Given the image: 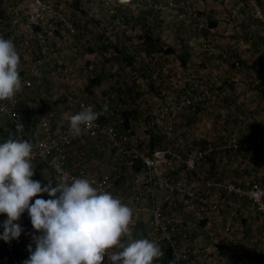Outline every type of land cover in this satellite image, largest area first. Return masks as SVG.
Here are the masks:
<instances>
[{"label": "rangeland", "instance_id": "rangeland-1", "mask_svg": "<svg viewBox=\"0 0 264 264\" xmlns=\"http://www.w3.org/2000/svg\"><path fill=\"white\" fill-rule=\"evenodd\" d=\"M131 4L109 18L93 1L50 2L54 11L34 29L39 35L30 33L33 40L27 43L13 39L18 54L20 49L24 54L22 84L27 82L25 73L33 72L48 89L28 81L30 86L22 87L32 91L22 97L70 110L71 115L75 111L67 103L72 99L93 104L97 112L107 105L100 122L124 132L143 153L150 154L148 147L154 141L152 154L158 163L154 197L160 201L169 197L200 206L197 199L208 200L206 181L221 185L253 181L264 187L260 168L264 167V0H133ZM16 7L11 17L23 21L27 3ZM9 17L6 9L0 13L1 22ZM44 45L47 50H42ZM183 53L188 55L184 65L179 60ZM95 78L99 82L90 85ZM16 96L21 116L20 92ZM49 112L43 113L44 124L60 129ZM28 129L25 136L35 141L39 131ZM10 137L9 124L0 117V143ZM100 148L101 153L114 155L105 143ZM199 153H204L200 159ZM191 162L194 170L188 166ZM138 166L139 162L121 175L101 171L97 176L109 175V192L127 204L134 185L138 197L149 196ZM163 180L172 183V191L159 186ZM241 209L229 210L235 212L234 219H241ZM6 219L0 215V235ZM19 223L24 232L11 241L12 251L0 240L3 264H24L29 258L34 230L27 212Z\"/></svg>", "mask_w": 264, "mask_h": 264}, {"label": "clouds", "instance_id": "clouds-1", "mask_svg": "<svg viewBox=\"0 0 264 264\" xmlns=\"http://www.w3.org/2000/svg\"><path fill=\"white\" fill-rule=\"evenodd\" d=\"M22 86L20 56L13 41L0 36V102L12 101ZM107 110V105L102 112L82 107L70 117L69 135L78 138L93 129ZM23 130L16 123V132ZM32 158L33 145L19 135L0 143V215L7 217L0 240L20 238L19 221L27 212L34 234L24 264H104L105 257L110 264H153L164 256L158 241L132 238L134 210L119 197L86 178L69 182L64 174L55 187L51 181L42 185L32 179Z\"/></svg>", "mask_w": 264, "mask_h": 264}, {"label": "crops", "instance_id": "crops-1", "mask_svg": "<svg viewBox=\"0 0 264 264\" xmlns=\"http://www.w3.org/2000/svg\"><path fill=\"white\" fill-rule=\"evenodd\" d=\"M5 1L7 0H0V5H2L0 6V13L4 12V9H6L8 10L10 17L7 21L1 22L0 19V36L5 39H11L12 41L14 38H16V42L21 40V43H27L28 40H33L34 36H38L39 33L34 32V29L38 30L39 26H32L31 29H28L30 31L26 32V17H23V21H18L17 19L14 20V18L11 17V14H13V6L16 5V8H21L22 6H26V2L24 0H8L13 4V6H9V3H5ZM21 11L19 10L18 12ZM14 13H17L16 9ZM2 30L6 35H2ZM30 33H33V37H29ZM42 36H44L43 33ZM19 51L21 76L23 75L24 67L22 66L24 65L25 59L23 56V50L20 49ZM27 70H30L29 65ZM37 75H35L33 72L32 74L27 72L25 73V76H28L27 81H29L31 85L36 87L39 85L38 89H42L45 92L48 91L46 87L47 85L43 83V78L39 80V78L36 77ZM29 91L32 90L26 89V87H22V90L20 91V97L22 101L20 113L25 129L29 128L28 131L30 132L39 131V137H41L44 133L45 116L43 113L50 111L48 115L52 116L55 123L54 126L56 125L57 128H60L54 130L53 126H51L53 131L64 133L66 127H68L70 124V121L66 120L73 116V114H70V110H56L53 109V106L45 104L42 105L43 103H39L37 105V103H35L33 100V97L29 95L22 97V95H25V93L29 94ZM43 109L45 112H43ZM24 114L27 115V118H29L30 121L27 119L25 120L23 117ZM36 122L38 125L34 129ZM30 141H33V137H30ZM102 143L103 142L100 141H93L87 146L75 147L68 163V171L72 174L82 171L88 175L98 177L97 174L99 175L101 171H107L110 174H113V171H115L116 174L119 173V175H121V173L126 171L127 168L131 169V165L128 160H126L127 162L124 160L126 158H121L116 153L112 155L110 151H108L109 153H105L106 151L101 153L100 146ZM210 150L212 152V149ZM214 150L215 148L213 151ZM260 168L264 169L263 166ZM34 169L35 174L32 179L40 181L42 185H47L48 182L51 181L52 186H56L55 183L58 181L41 166H34ZM138 173L142 175L141 170H139ZM116 183L118 184V181H116ZM128 185H130L129 188L132 186V184L129 183ZM137 190H139V188L134 185L131 195L129 196V200L127 201V205L134 210L133 222L130 225L132 229V238L146 239V234L148 232V207L150 198L146 195L145 198L138 197L137 194L139 192L137 193ZM228 197L230 198H226V202L224 200L221 206V216L217 219H213L211 216H209V218L205 217L204 214L200 212L197 203H195L197 204L196 206L192 203L187 204L188 201L186 200H182V203L180 201L176 203L175 198L169 197H165L163 200H161L165 207L166 213L173 219L175 223V239L179 243L180 247L186 249V251L189 253L188 264H264L263 220L253 214L246 199L237 197L234 198L232 196ZM49 198L50 197L47 194L43 195V199L48 200ZM234 199L238 201L236 202ZM239 199H242V201H239ZM238 204L242 206H239ZM239 207H243V209L240 211L242 214L241 219L238 220L237 218V220H229L228 216L226 215L228 214V211L234 209L238 210ZM226 225L232 226L236 243H239V246L235 245L233 252H227V240L222 236L223 228ZM235 253H237L236 257ZM0 264H3V262L0 261ZM104 264H110V261L106 260L105 258Z\"/></svg>", "mask_w": 264, "mask_h": 264}, {"label": "built area", "instance_id": "built-area-1", "mask_svg": "<svg viewBox=\"0 0 264 264\" xmlns=\"http://www.w3.org/2000/svg\"><path fill=\"white\" fill-rule=\"evenodd\" d=\"M27 3L28 13H26V25L27 29H31L32 26H42L46 23V14L54 11L49 5L50 2L57 0H24ZM96 2L100 9H102L106 16L113 18L117 14V10L120 8H131L133 0H124V3H120V0H89ZM169 8L173 7L172 3H168ZM179 16V15H178ZM42 50H47L46 45L42 47ZM238 65V63H235ZM24 86H30L27 81ZM204 99V98H203ZM186 104H191L190 101H186ZM6 110L0 112V117H3L8 122L9 126L13 129V138L18 135L30 142L33 145V158L32 164L34 166H41L45 171L51 174L57 181L61 174H64L69 182L72 178H86L94 187H97L103 191H108L112 188L110 176L102 174L98 177L88 175L82 171L76 174H72L68 171V163L75 147H84L93 141H100L108 145V147L114 151L120 157H124L129 160L131 166H134L137 162L142 165L141 172L148 185L147 193L149 200L148 207V232L146 239L158 241L161 249H170L172 252L173 264H188L189 253L186 249L180 247L179 243L175 239L176 226L173 219L166 213L163 203L154 197L155 186V170L158 167L156 162V154H147L141 152L138 148L134 147L127 135L117 129L113 125L103 124L98 119L95 122V127L78 138H73L69 135V127H66L64 133L56 132L52 130L51 125L44 124V133L41 137L35 141H30L25 136V131L22 133L16 132V123L21 122V116L19 114L18 106L19 99L17 96L12 101L0 102ZM93 106L89 102L82 100L72 99L67 103L68 107H72L75 114L82 110V107ZM94 107V106H93ZM95 110V107H94ZM204 153H199V159L202 158ZM193 162L188 163L190 169L194 170ZM57 167L61 169V172H57ZM161 188L173 190L172 183L167 180L159 183ZM179 186V185H178ZM207 188L206 197L197 199L199 203V210L205 217L211 216L213 219H217L221 215V205L226 197L232 196L241 198L244 197L248 201L249 208L254 215L261 218L264 224V187L256 182L246 181L243 184L228 183L221 185L220 183H213L206 181L204 183ZM219 188V189H217ZM188 197H192L190 190H185ZM230 198V197H228ZM229 220H235V212H228L226 214ZM233 228L231 225H226L223 228L222 236L227 240V252L234 251V244L236 239L233 236ZM13 243L6 244V250L12 251ZM107 259V257H106ZM222 264V263H220Z\"/></svg>", "mask_w": 264, "mask_h": 264}, {"label": "trees", "instance_id": "trees-1", "mask_svg": "<svg viewBox=\"0 0 264 264\" xmlns=\"http://www.w3.org/2000/svg\"><path fill=\"white\" fill-rule=\"evenodd\" d=\"M167 52L168 53H173V49L168 48ZM187 57H188V55L184 54V53H183V55H181L179 57V60H180L182 65L185 64V59H187ZM99 80H100L99 78L92 79L89 84L90 85H95V84H97L99 82ZM21 123L24 125V122L22 121V119H21ZM10 130L12 131V133L14 132L11 127H10ZM25 130L26 129H25V126H24V131ZM148 150H149L150 154L155 152V145H154V141L153 140L151 141V143H150V145L148 147ZM138 167H139V169H137V170L139 172V170H141V168H142V165H140V163H139ZM162 251L164 252V256L161 259L154 261V264H172V252H171V250L162 248Z\"/></svg>", "mask_w": 264, "mask_h": 264}]
</instances>
